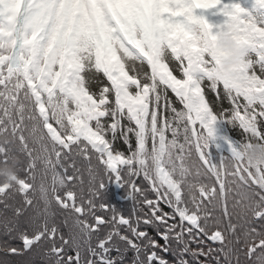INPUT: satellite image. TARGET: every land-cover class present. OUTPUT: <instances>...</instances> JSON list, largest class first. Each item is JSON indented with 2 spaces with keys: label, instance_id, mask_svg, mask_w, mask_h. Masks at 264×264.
<instances>
[{
  "label": "snow or ice",
  "instance_id": "6c2138e0",
  "mask_svg": "<svg viewBox=\"0 0 264 264\" xmlns=\"http://www.w3.org/2000/svg\"><path fill=\"white\" fill-rule=\"evenodd\" d=\"M166 2L23 0L37 6L33 61L46 51L57 87L51 111L41 103L25 116L6 77L22 72L34 86L33 61L0 63V137L12 136L0 139V264H264V159L245 158L264 146V49L233 74L203 67L198 43L170 40L173 69L148 55L171 37ZM121 37L145 57L143 78L122 67ZM89 47L105 81L96 92L79 82ZM225 139L231 154L216 161L210 148Z\"/></svg>",
  "mask_w": 264,
  "mask_h": 264
},
{
  "label": "bare ground",
  "instance_id": "6f19581e",
  "mask_svg": "<svg viewBox=\"0 0 264 264\" xmlns=\"http://www.w3.org/2000/svg\"><path fill=\"white\" fill-rule=\"evenodd\" d=\"M172 1L175 2L176 4H180L182 0H172ZM190 1L192 2L193 8L199 18L201 27L203 28L204 33L208 38L209 45L213 47V49H215L218 69L220 71L227 72L224 69V66L221 62V58L219 55V45L221 44L222 40L227 36H231L240 45L242 49V53H244L247 50V48H249L252 45V40L250 39V37L247 35L243 36L242 34L244 31L241 30V27L238 26L237 24V22H241V19L244 15L243 10H241L237 6L234 0H223V2L222 0H214V2L213 0H190ZM248 1H250L256 7L264 9V0H248ZM36 7H37L36 5H33L31 3H27V4L23 3V0H0V17H5L8 19L9 24L12 28L13 36L17 40V44H16L17 46L16 50H18L17 54L21 55V57H23L24 51L32 52V42L34 39H36L35 36V32H36L35 17L37 15ZM160 8L163 12L168 13V17L172 21V24L170 25L171 37L169 38L165 36L162 40L156 41V44L154 46L149 47L148 55L162 61L160 59V52L164 42H167L169 44L171 40V43L174 46L177 45L178 47H181L185 42L190 41L197 43V41H196L195 30L191 27L190 22L187 20V18L183 13L168 12L165 9V3L160 5ZM222 10H226L230 14V18H232V23L227 27L226 30L220 29L217 25V22H219L220 20L218 19L216 13ZM248 32L249 30H247V34ZM252 32L256 38L263 41L262 49H264V30L257 27H253ZM115 51L117 52L116 48ZM43 55L45 56L47 55L46 51L43 53ZM118 58L121 62L122 67L126 69L119 54H118ZM27 61H33V56L31 57L30 60ZM37 64L40 65L38 69H37ZM244 65L246 64L241 62L239 65L233 68V71L241 70V68ZM80 67L81 68L83 67L82 63H80ZM33 68L37 69L38 75L40 76L41 79V84H42V79H44L46 84L49 85V80L51 79H48L46 77L43 66H41L40 64V59L38 62L33 61ZM63 80L65 85H68L69 81L67 77H64ZM41 84L39 85V87L44 89V87H42ZM55 87H57L56 84L54 86H51V88H49V92H51L52 88ZM218 127L223 128V125L219 121H218ZM225 132H226V136L230 137L227 134L226 130ZM231 140L234 139L231 138ZM231 140L225 139L222 143H225L227 145V148L230 149L229 145L231 143Z\"/></svg>",
  "mask_w": 264,
  "mask_h": 264
},
{
  "label": "rangeland",
  "instance_id": "374dc122",
  "mask_svg": "<svg viewBox=\"0 0 264 264\" xmlns=\"http://www.w3.org/2000/svg\"><path fill=\"white\" fill-rule=\"evenodd\" d=\"M238 7L243 10L244 15L241 19V22H237L238 26L241 27V30H243V36L247 35L252 40V45L247 48V50L242 55V60L246 65H249L252 63V53L256 50H260L263 47V41L256 38L253 35L252 28L257 27L264 30V9L258 8L255 5H253L248 0H237ZM165 8L171 12L176 13L178 12V9L185 13L188 16V20L190 21L193 29L196 32V41L200 45L201 49L203 50V60L204 65L203 67L212 69V68H218L217 60L212 59L210 55V51H204V49H213L208 43V38L204 34L203 29L201 28V24L199 19L197 18L196 14L194 13L191 3L189 0H182L179 5L176 3H173L171 0H168V2L165 3ZM194 13V15L192 14ZM218 16V19L220 20L217 22L218 26H221L223 30H226L227 27L232 23V18H230V14L226 10H222L218 13H216ZM247 30H249L247 34ZM126 43H130L126 38L121 37ZM17 40L14 38L12 33V28L9 24V21L5 17L0 18V63L3 64H9V61L15 58L18 62H21L23 66V62L21 61V55H18V50H16L17 46ZM130 45V44H129ZM132 47V46H131ZM175 47L178 48L177 45ZM94 50L95 55V48L92 47ZM149 51V48H148ZM85 52V49L80 52L79 56V62L82 63V69H84V63H83V53ZM170 53H173L176 57L175 51H173V48L169 46L167 42L163 43V47L160 52V59L170 64L171 57L169 56ZM23 57H26L27 60H30L32 57L31 51H24ZM145 60V57H143ZM146 61V60H145ZM40 64L41 66L46 65V56L42 54L40 57ZM173 69H176L175 67H172ZM34 70L31 72V77L33 80H35L36 88L39 90V92L43 95V98L39 97V100L35 99V88L28 84L27 77H24L21 79V77L24 75L22 72H16L13 73L10 77H6V79L9 80V88L12 89V85H16L17 82L19 83L20 87L18 89V92H16L14 89V94L18 95V103L21 101V104H23L24 107V115L28 116L29 114L36 116L37 115V109L39 107V104H44L48 106V110L51 111V96L49 95V91L46 92L44 89L38 87L41 84L40 76L38 75L37 69L33 68ZM140 76V75H139ZM142 78V77H141ZM79 82L83 83L82 77H79ZM49 85L54 86V83L49 80ZM53 96H55V99L57 102H63L66 97H64L62 94L60 98L57 97V93H52ZM7 104L8 101H5ZM30 121L26 120L25 123L29 124ZM233 128L236 134L241 136L242 128L239 126L236 127H229ZM227 134L230 135L229 130L227 129ZM210 151L212 152L214 159L216 161L219 160V157L221 154L223 155H230L231 152L228 150L225 143H220V146L217 147L216 144H213L210 148ZM117 189L120 190L119 187L116 185H113ZM118 199L121 201L123 196L120 194V191L117 194ZM122 197V198H121Z\"/></svg>",
  "mask_w": 264,
  "mask_h": 264
},
{
  "label": "trees",
  "instance_id": "16d2710c",
  "mask_svg": "<svg viewBox=\"0 0 264 264\" xmlns=\"http://www.w3.org/2000/svg\"><path fill=\"white\" fill-rule=\"evenodd\" d=\"M117 48L121 54V57L123 59V61L125 62L129 72L131 73V75L137 77V76H141L143 78L144 73H146L147 71V64L142 61L132 50L129 46H127L124 42H120L117 43ZM84 63H85V72H84V76H83V80L84 83L87 84L88 88L93 91L96 92L99 87L101 85H103L105 83L103 76L101 75L100 72L98 71H94L93 69L95 68V62H94V56H93V50L92 47H89L87 49H85L84 52ZM172 63L173 65H176V60L173 58L172 59ZM229 102L227 100H225L224 104H223V108L227 109L229 108ZM222 109L221 108H214V112H220ZM14 118H15V114H14ZM31 122H29V126H30ZM232 133L239 137L241 139V136H239L238 134H236V132L234 131V129L232 128ZM25 134L27 135V133L25 132ZM0 139H6L7 141H12V136L8 135L7 137H0ZM12 147L14 149H17V146L13 143ZM17 155H19L18 150H17ZM22 159V157H20ZM3 169L0 168V177L3 176ZM108 192H111L114 194L116 200H118L117 198V191L116 188L113 185H109L107 188ZM120 194L123 196L124 198V192L123 189L120 190ZM151 198H155L154 196ZM120 201V200H119ZM120 205H125L126 207L122 208V211H126V212H130L132 209V203L131 201H120ZM165 211H168L169 209H167L166 207H164ZM207 244H211L213 248L217 247L216 244H213L210 241H206ZM192 247L195 249L196 245L193 244ZM205 257H200V260H205ZM195 264V262H194Z\"/></svg>",
  "mask_w": 264,
  "mask_h": 264
},
{
  "label": "clouds",
  "instance_id": "9594fccd",
  "mask_svg": "<svg viewBox=\"0 0 264 264\" xmlns=\"http://www.w3.org/2000/svg\"><path fill=\"white\" fill-rule=\"evenodd\" d=\"M219 55L224 69L228 73H233V68L241 63L242 49L240 45L231 36L225 37L219 45ZM246 159L257 160L264 159V146L253 144L248 147L245 153Z\"/></svg>",
  "mask_w": 264,
  "mask_h": 264
}]
</instances>
